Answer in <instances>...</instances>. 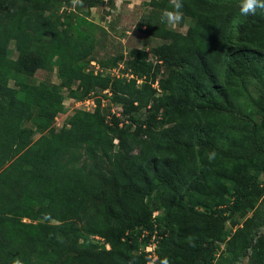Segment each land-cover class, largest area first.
Masks as SVG:
<instances>
[{
    "label": "trees",
    "instance_id": "1",
    "mask_svg": "<svg viewBox=\"0 0 264 264\" xmlns=\"http://www.w3.org/2000/svg\"><path fill=\"white\" fill-rule=\"evenodd\" d=\"M101 3L84 0L73 8L70 0H0V264L17 257L23 264L31 258L41 264H147L142 247L153 237L157 259L150 264L165 257L170 264H213L219 244L242 249L245 237L226 241L224 225L264 194V184H257L256 173L235 175V166L246 160L212 163L201 168L202 175L231 183L232 196L208 205L192 199L183 210L179 201L199 169L197 133L234 143L248 130L230 107L249 81L257 87L264 82V13L243 16L236 0H184L180 25L187 19L190 24L183 34L160 23L169 0H150L121 43L81 15ZM56 4L73 11L54 18L46 12ZM11 41L16 59L7 54ZM151 59L163 75L162 96L148 106L156 81L148 80ZM92 62L97 72L87 69ZM120 67L119 78L101 73ZM233 68L246 75L240 87L231 80ZM53 72L58 84L49 80ZM64 90L72 99L106 92L127 120L107 122L97 100L95 112L78 110L56 130ZM205 98L216 106L212 112L218 108L228 116L218 125L211 124L208 109L198 108ZM136 104L147 107L141 120L131 116ZM144 126L157 129L148 134L149 143L139 138ZM251 131L262 156L261 134ZM80 149L88 163L78 167ZM86 203L95 217L79 227ZM208 207L212 211L199 210ZM198 223L205 227L201 234L194 233ZM82 235L101 238L109 249L79 246L73 239ZM262 245L252 250L257 264Z\"/></svg>",
    "mask_w": 264,
    "mask_h": 264
},
{
    "label": "rangeland",
    "instance_id": "2",
    "mask_svg": "<svg viewBox=\"0 0 264 264\" xmlns=\"http://www.w3.org/2000/svg\"><path fill=\"white\" fill-rule=\"evenodd\" d=\"M149 1L150 0H102V3L92 8L87 15L85 11H81V15L87 16L90 22L102 28L112 39L123 43L136 25V13L144 6V4ZM65 10L67 13L73 11L72 8H70L67 4H56L46 13L48 15L52 13V17L55 18L60 16V14ZM3 15L4 14L0 13V20ZM189 24L190 21L187 19L184 26L179 25L171 29L184 34ZM7 54L10 58L16 59L17 51L15 49L14 41L9 43ZM152 62L154 67L149 73L148 80L151 82V79L156 78L155 83L151 85V87L155 90V95L148 106H151L154 102H157V99L162 96V92L159 89L158 80L162 78L163 75L158 71L155 61L152 60ZM226 68L227 66L225 69H223V72L226 70ZM87 69L97 72V67L92 63L87 66ZM122 70L123 68L121 67L119 71L113 72L106 68L101 73L103 75L113 76L116 73L121 74ZM40 76L41 75H37L36 78L40 79ZM230 77L235 85L239 87L240 85H243L244 80L246 79V75L243 71L235 70L234 68L231 70ZM49 80L53 84L59 83L55 72L49 76ZM242 90V96L237 100H233L234 104L231 101L232 106L230 107V110L232 109V112L238 115V117L236 116L235 121H241L243 125L247 126V132L242 131L240 135L241 137L239 136V140L234 143L221 141L219 139L215 140V138L209 137L206 134L200 132L197 133V138L194 143L199 169L193 179L194 181L188 182L184 189V194L179 201L180 209L183 210V208H185L192 199H196L197 201L200 200L208 205L213 200L221 201L232 196L234 193L231 186L232 184L228 181L229 177L223 176L224 181L226 180L225 183H230L225 186L222 179L220 183H216L210 180L208 177L202 175L201 168L207 164L213 163L216 165L228 166L230 164L237 165L241 162H244L242 160H246L248 162H244L246 165L235 166V175H248L247 173L252 175L253 173H256L257 184H264V155H258L256 148L253 146V141L251 140L252 137L250 134L252 129H255L257 132L259 131L261 134L260 136L262 137L259 143H264V82L260 87H257L253 81H249L247 88ZM63 94L64 111L56 116L53 123V127L56 130H60L66 124L69 117L78 110H85L92 113L95 112L97 100L100 101L99 111L101 114L106 115L107 122H111L112 117L127 120L126 116L122 114V106L120 104L114 103L111 100L110 94L106 92L80 99L69 98L65 90L63 91ZM219 102L221 103L222 101L216 102L220 107ZM80 103L82 105L76 107V104ZM210 103L211 101L208 98H205L199 103L198 108L201 110L208 109L210 112L209 118L211 124L214 123L215 125H218L225 113L218 108L215 109V112H212L211 108L214 104L209 107ZM214 108H216L215 105ZM146 109L147 107H145V105L136 104L131 107V116L134 119L141 120ZM127 124L130 126L129 121ZM28 125L29 123L26 126ZM134 129L135 127L133 126L132 130ZM156 131V128L153 129L152 127L144 126L140 129L139 138H141V140L145 141L146 143H149L150 138L148 134L152 133L155 135ZM36 138H38V135L34 137V139ZM203 140H206V142ZM114 144L116 145L117 143L115 142ZM114 150H117V148ZM213 152L215 153V157L210 161L208 159V154ZM79 153L82 156L77 163L78 167L83 166V163H88V160L83 153V149H80ZM134 153H137V150H135ZM112 192L115 194V191ZM208 208L209 210L204 208H199V210L206 212L212 211L210 207ZM94 217L95 210L92 209L88 203H86L84 211L80 213L79 218L76 220V224L79 227L86 226L87 222L93 221ZM24 221L28 222V220ZM52 223L57 224V222ZM212 229L213 225H211V230ZM204 230L205 227L200 223L196 224L194 227V233L197 234H201ZM224 230L226 232V241L238 238L240 235L244 236L245 240L241 250H237L232 244L229 247L219 244V248L215 253L213 264H257L252 258V250L256 243H259V245L263 244L261 251L262 258L259 264H264V194L260 197L254 198V200H252L247 205H243L242 208L239 209L229 221H226ZM73 240L79 246L89 245V248L94 252H97L102 248H105V250L109 249V247L107 248V245L99 237L89 238L85 235H82V237H76V239ZM30 261L31 264H41L33 258H31Z\"/></svg>",
    "mask_w": 264,
    "mask_h": 264
},
{
    "label": "clouds",
    "instance_id": "3",
    "mask_svg": "<svg viewBox=\"0 0 264 264\" xmlns=\"http://www.w3.org/2000/svg\"><path fill=\"white\" fill-rule=\"evenodd\" d=\"M70 3L73 8L82 7L84 0H70ZM169 5V8L162 11L159 20L161 24L169 28H175L179 26L184 19V0H169ZM235 7L243 16L255 15L258 10L264 13V0H236ZM214 157V152L208 154V159L210 161L214 159ZM189 243L191 244V240ZM12 264H23V261L17 257L12 260ZM162 264H170V262L165 257Z\"/></svg>",
    "mask_w": 264,
    "mask_h": 264
},
{
    "label": "built area",
    "instance_id": "4",
    "mask_svg": "<svg viewBox=\"0 0 264 264\" xmlns=\"http://www.w3.org/2000/svg\"><path fill=\"white\" fill-rule=\"evenodd\" d=\"M93 65H95V63L92 62ZM96 66V65H95ZM121 68V67H120ZM97 70H98V67H97ZM113 72H117L118 70L114 69V70H111ZM113 76H116L117 78L119 77H122L120 74H115ZM124 77L129 80L132 78L131 75H124ZM141 83V80H137V84H140ZM92 103V102H91ZM82 105L81 103L80 104H76V107ZM85 111V110H83ZM88 112V111H87ZM159 215V212H154L153 213V218H156L157 216ZM146 235V232H144L142 234V236ZM107 245V248L109 247L108 244ZM155 249H156V242H155V237L151 238L150 241H148L147 244L144 245V247H142V250L144 251V253L147 254V257L149 258V261L147 262V264H150L151 262L155 261L157 259V254L155 252Z\"/></svg>",
    "mask_w": 264,
    "mask_h": 264
},
{
    "label": "bare ground",
    "instance_id": "5",
    "mask_svg": "<svg viewBox=\"0 0 264 264\" xmlns=\"http://www.w3.org/2000/svg\"><path fill=\"white\" fill-rule=\"evenodd\" d=\"M109 246V245H108ZM108 250V249H107Z\"/></svg>",
    "mask_w": 264,
    "mask_h": 264
}]
</instances>
